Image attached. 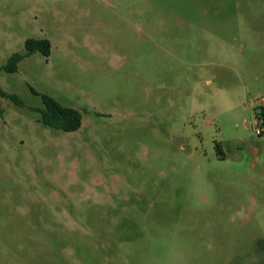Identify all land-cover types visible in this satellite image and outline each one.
<instances>
[{
    "label": "rangeland",
    "instance_id": "1",
    "mask_svg": "<svg viewBox=\"0 0 264 264\" xmlns=\"http://www.w3.org/2000/svg\"><path fill=\"white\" fill-rule=\"evenodd\" d=\"M0 90V264H264V0H0Z\"/></svg>",
    "mask_w": 264,
    "mask_h": 264
},
{
    "label": "trees",
    "instance_id": "2",
    "mask_svg": "<svg viewBox=\"0 0 264 264\" xmlns=\"http://www.w3.org/2000/svg\"><path fill=\"white\" fill-rule=\"evenodd\" d=\"M40 52L45 57H49L52 52V44L49 39H28L25 42V51L14 53L3 66V70L8 73H15L18 71L19 64L27 57ZM31 91L36 96H41L44 107L33 108L32 110L39 113L41 116L40 122L50 128L61 130L65 133H73L78 131L83 122L82 113L75 108L61 105L53 97L40 94L33 88ZM0 95L4 98L10 99L17 106L24 107L25 104L21 98L15 94H8L0 90ZM257 118L264 119V109L255 110Z\"/></svg>",
    "mask_w": 264,
    "mask_h": 264
},
{
    "label": "built area",
    "instance_id": "3",
    "mask_svg": "<svg viewBox=\"0 0 264 264\" xmlns=\"http://www.w3.org/2000/svg\"><path fill=\"white\" fill-rule=\"evenodd\" d=\"M256 126H257V132L259 135H262L264 132V119L263 118H258L257 122H256ZM261 126V128H260Z\"/></svg>",
    "mask_w": 264,
    "mask_h": 264
}]
</instances>
